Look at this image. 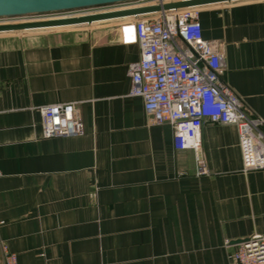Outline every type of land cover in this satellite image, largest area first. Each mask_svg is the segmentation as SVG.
Masks as SVG:
<instances>
[{
	"label": "crops",
	"instance_id": "0c3cea01",
	"mask_svg": "<svg viewBox=\"0 0 264 264\" xmlns=\"http://www.w3.org/2000/svg\"><path fill=\"white\" fill-rule=\"evenodd\" d=\"M200 21L264 121V0L206 6ZM140 58L132 17L0 34V259L6 246L17 264H233L226 241L264 235V170L243 171L238 128L203 124L199 176L129 95ZM63 103L82 134L45 138L40 107Z\"/></svg>",
	"mask_w": 264,
	"mask_h": 264
},
{
	"label": "built area",
	"instance_id": "2783aa9c",
	"mask_svg": "<svg viewBox=\"0 0 264 264\" xmlns=\"http://www.w3.org/2000/svg\"><path fill=\"white\" fill-rule=\"evenodd\" d=\"M169 2L156 0L147 5ZM116 5L71 11L69 15L48 20L139 7L109 9ZM200 13L201 8L189 7L132 17L141 58L129 68V95L142 99L144 112L154 125L171 126L177 151L194 152L199 176L208 175L201 153L205 122L236 126L243 171L264 170V121L251 115L244 101L224 81L223 44L204 38ZM20 18L0 19V25L2 21ZM39 111L45 138L82 134L76 103L43 106ZM225 244L234 249L230 256L233 264H264V235L254 234L236 244L231 241ZM0 264H17V256L6 246L2 248Z\"/></svg>",
	"mask_w": 264,
	"mask_h": 264
},
{
	"label": "water",
	"instance_id": "95a60500",
	"mask_svg": "<svg viewBox=\"0 0 264 264\" xmlns=\"http://www.w3.org/2000/svg\"><path fill=\"white\" fill-rule=\"evenodd\" d=\"M139 0H0V19L20 18L31 15L71 12L92 8L110 7L121 3ZM254 0H181L162 5H147L132 9L113 11L91 16L53 19L22 24L0 25V34L24 33L31 31L54 30L89 25L102 21L124 17H137L162 11L177 10L189 7L203 8L206 6L238 3ZM240 241H236L238 243Z\"/></svg>",
	"mask_w": 264,
	"mask_h": 264
},
{
	"label": "rangeland",
	"instance_id": "374dc122",
	"mask_svg": "<svg viewBox=\"0 0 264 264\" xmlns=\"http://www.w3.org/2000/svg\"><path fill=\"white\" fill-rule=\"evenodd\" d=\"M127 6H129V5L119 4V5H116L114 7L109 8V9L112 10V9H118V8L127 7ZM69 14H71V13L62 12V13H58V14L52 13V14H44V15H31V16H26V17L20 18L19 20H16V21H2L3 22L2 25H11V24H22V23H30V22H38V21H47L50 18H57L58 16L69 15ZM47 31H49V30H47ZM251 115H253V114L251 113Z\"/></svg>",
	"mask_w": 264,
	"mask_h": 264
}]
</instances>
